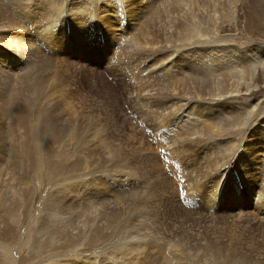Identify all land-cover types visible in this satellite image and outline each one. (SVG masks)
I'll use <instances>...</instances> for the list:
<instances>
[{"label":"rangeland","instance_id":"rangeland-1","mask_svg":"<svg viewBox=\"0 0 264 264\" xmlns=\"http://www.w3.org/2000/svg\"><path fill=\"white\" fill-rule=\"evenodd\" d=\"M32 1L26 0L17 4H21V7L26 4V9L35 14H32L29 19V16L19 13L24 20H28L27 25L24 23V28H28L27 33L25 32L22 38L34 45L36 50L31 59L23 63L24 68L21 66L15 69L12 63V68L15 70L13 76L11 75L12 91L22 88L26 83V79L23 80L20 75L24 70L28 73L33 70H41V72L44 70L43 73H38L42 75L41 77H46V84L39 86L43 90L40 96L42 103L40 112L44 113L46 108H50L47 112L51 111L52 116L54 114L58 116V121L54 119L55 121L49 123L48 132L41 130L51 137L55 133L50 131H55L57 128L60 131L65 125L70 124L69 128L74 129L76 133L70 137L65 136L66 133L70 134L69 130H65L62 135L63 140L59 142H65L62 150L54 149L52 146V151L45 153L46 161L41 169L37 166L29 170L27 166H24L22 168H26L22 172L12 170V165L18 164L19 157L17 152H12L11 148L7 147V144L12 142V135L5 132L6 135L0 137V196L12 199L22 196V199L25 195H29L25 186L15 183L4 184L5 173L9 172L12 178H18L21 175L23 181L26 180L27 175H32L34 185H37V180H42L40 188L37 187L39 190L36 191L35 198L38 197L37 203L41 202L43 207H39L38 204L29 209L27 226L21 230L20 247L19 240L13 242L16 245L9 244L12 247L10 248L12 249V263L58 264L60 261V264H67L63 262L67 259L69 264H86V260L82 258L84 253L96 255L99 252L98 248L102 252V249H107L102 248L103 246L112 243L119 244L128 239L131 243L144 242L141 249L150 257H143L142 260L145 263L139 261L137 264H264V213L256 210L253 205L254 201L248 197L249 183L246 184L247 177L251 179L252 175L264 172L263 155L259 153L261 166L258 164V166L248 168L250 170H247V175H245L246 169L240 165L242 164L240 161L247 159L246 156L250 153L244 146L251 131H247V128H233L231 134L225 132L222 135L206 137L202 143L189 139L182 148L174 143L178 147L174 158L169 154L170 142L167 138H164L163 142L164 139L157 132L159 128L157 122L162 119L160 124H165L163 125L164 134L167 136L168 130L172 129L171 131L178 135V126L174 125L172 116H167L168 109L165 106L171 104V100L174 99L172 97L174 81L176 83L174 70L182 67L176 65L178 68L174 66L173 70L166 73V67L162 66L173 56L174 60L180 61L185 50L179 46L176 47L174 43V36L177 37L176 31L173 32L174 36H170L165 31L169 27L167 26L169 25L168 12L170 13L168 0H158L156 3L147 0L148 10H145L141 16L140 25H134L135 30L133 31L125 30L123 25L125 21L122 19L124 17L129 20L131 17L119 10L122 6L117 5V0H92L94 2L59 0L61 5L58 7L41 5L38 0ZM176 1L174 0V7L179 1H181L179 5L184 4L185 0ZM1 3L0 1V5ZM134 3H137V0L128 2V9L139 10V6L133 5ZM209 3V0L202 2L205 5ZM237 4V19L229 21L231 18H227L228 21H225L219 29V33L221 32L219 35L224 41L212 45H234L243 48L259 46L263 47L264 53V0H239ZM85 6L92 7L96 11L87 17L89 13L82 11L86 8ZM42 7H45V11L39 13ZM79 7L82 8L81 12L75 11L80 10ZM48 8L58 12L51 14ZM6 11L8 15H11L10 11ZM14 12L12 9V18L18 21ZM76 12H79L77 16L74 15ZM175 12L174 14L177 15H174V22L179 23L178 21L183 18L181 14ZM133 13V17L138 16L136 11ZM156 14H160L161 17ZM158 19H162L161 22H158ZM57 27L61 29L60 32L57 31ZM54 30L60 35L48 37ZM133 35L147 48H133L131 41ZM160 35L162 36L159 37ZM169 42L173 44L171 48ZM191 44L193 42L189 40L183 42L186 47ZM202 44L210 46V44L199 43L190 47L195 48ZM173 52L174 55L171 56ZM13 53L12 50V56ZM244 65L245 63L242 66ZM0 70L7 69L0 68ZM182 70L188 69L183 68ZM256 78L258 87L250 94L246 92L244 84H241V79H230L227 82L243 90L236 95L237 100H234V103H250L257 98L260 99L261 106L255 114L256 117L252 119L254 126H258L264 119V70H259ZM143 90L145 93H141ZM147 92H151L153 96L157 95L155 99L158 100L157 103L160 102V108L152 107L151 109L145 104L134 103L133 99L136 94H147ZM26 94L27 97L31 96L29 92ZM47 95L48 98H46ZM185 97L188 96L185 95ZM49 98L53 105L49 106L47 102ZM166 118L168 119L163 120ZM76 120L79 124L72 128ZM32 125L31 129L36 133L37 125ZM98 126L106 136L107 142L111 144L115 142L113 146L118 154L113 157L114 159L108 156V152L100 149L98 142H94L97 140V135L90 134L94 129H99ZM7 127L6 129L0 128V130L4 132ZM43 136L45 137L44 133L30 134V138L37 141L38 145L43 142ZM231 138L236 142H233L232 148L226 143L228 144L226 149L225 141L232 140ZM85 140L91 141H87L91 145L85 144L87 143ZM12 150H14L13 147ZM86 159H88V165L85 164ZM72 162L77 164L74 169H70ZM226 165L227 170L230 169L228 175L224 176L222 172H224L223 168L227 167ZM51 166L59 167L56 169L57 172L69 178L53 177ZM125 170H129L130 173L126 174ZM76 175L79 177L75 180L83 183L78 186V190L72 188L76 194H73L71 188L61 189L63 183L68 186L75 181L71 180V182L70 177ZM120 176L125 177L119 178ZM8 181H13V179L9 176L6 182ZM14 182L18 183V179ZM93 182L101 183V186L105 183V190L97 186L98 192L96 193V189L92 186ZM39 196H41L40 199ZM52 196L63 201L59 204L64 207L62 211L66 212L62 219L56 216H61L59 212L50 214L46 210L47 203L45 202H48ZM104 197H107L106 201ZM69 204H71V210L70 207L69 210L66 209ZM7 215L6 210L0 209V228H5V223L7 225L11 223ZM96 232H102L104 235L94 240ZM63 237L70 239L65 240ZM34 239H38V242L33 247L31 242L35 241ZM100 239L103 240L99 241ZM5 244L8 242L6 241ZM3 245L0 243V247H4ZM108 252L110 249L101 253L98 259L99 262L101 260L100 264L111 262L117 264L115 259L114 261L108 259L111 256H102ZM172 254H174L173 260H171ZM177 257L181 261H178ZM21 259L25 262H21Z\"/></svg>","mask_w":264,"mask_h":264},{"label":"bare ground","instance_id":"bare-ground-1","mask_svg":"<svg viewBox=\"0 0 264 264\" xmlns=\"http://www.w3.org/2000/svg\"><path fill=\"white\" fill-rule=\"evenodd\" d=\"M0 1L2 2L0 5V68L1 69L2 68L7 69V70H0V128L6 129V127L8 126L7 130H5L4 132H2L0 130V137H4L6 135L5 132L12 135V142H11V144L8 143L7 147H8V149L11 148L12 152H17V154L19 155L18 162H17L18 164L12 165L13 171L18 170L19 172H22V170H24L26 168V167L22 168L24 166H27L29 170H31V168L37 167V166L41 169V166H43V164L46 161L45 160L46 159L45 153L52 151L51 150L52 146H54V149L55 148H59L61 150L63 149V145L65 144V142H63V143H59V142L63 138L62 135L65 132V130H67V131L69 130L68 132L70 134H67V133L64 134L65 136H69V137L72 134L76 133V131H74V129H70L69 128L70 124H69L68 126L65 125L64 128L60 129V131H58V128L55 131H53V130L50 131L51 133H55L54 135L50 134L51 137H49L46 134L48 132L47 129H49L48 128L49 123H52L55 120L58 121V118H57L58 116L56 117V116H54L55 115L54 114L53 115L54 117H53L51 115V111L47 112L48 109H50V108H46V110L44 109L45 110L44 113L40 112L42 110V103H41L40 96H42L43 90L41 88H39V86L44 84V83L46 84V77H41L42 75L38 74L41 72V70H33V71L29 72L31 75L28 73V71L24 70V72H22V74H20V75L22 76L23 80L26 79V83L22 86V88H18L16 91H12L11 75L15 71L12 68V63H13V66L15 69H18L21 66H22L21 68H24L25 65L23 63L26 60L31 59L32 55L34 54V50H36L34 48L35 47L34 45H32L31 43L29 44L28 40H26L25 38H22L23 35L25 34V32L27 33L28 28L27 27H26L27 29L24 28L25 27L24 23L28 22V20L27 21L24 20L23 17H21L19 15V13L29 16L30 17L29 19H31V16L33 13L31 12V10L26 9V6H27L26 4H24L22 7L20 6L21 4L20 5L17 4L18 2H20V3L25 2L26 0H0ZM38 1L41 2V5L47 4V5H52L54 7H58L59 5H61L59 0H57L55 2H54V0H38ZM87 1L89 2L92 0H87ZM132 1H134V0H117V5L119 4L120 7L122 6V8H120L119 10L122 12H126L125 15L131 17V18H129V20L127 18H124V17L122 19L123 21H125V23H123V25H124L126 31H133V30H135L134 25H137V24L140 25L139 20L141 19V16L144 14V11L148 10V7H149L147 0H137V3H134L133 5H138L139 10H130V9H128L129 5H127V3L132 2ZM157 1L158 0H151L152 3H156ZM183 1L184 0H182V2ZM185 1L187 3H185ZM185 1L183 2L184 4L179 5V2L181 3V1L178 2V0H177L176 2H178V3L175 4L176 7H174V0H168V4L170 5V9H172V10L169 9L170 13L168 12V17H167L168 21L166 19H164V21H167L169 24V25H167V26H169L168 29L166 28L167 30L165 29V31L168 32L170 34V36H174L173 32L176 31L177 37L174 36V43H175L176 47L179 46V47L183 48V50H185L184 54L182 56L183 58L182 57L180 58L181 63H180V61L173 59L174 58V56H173L174 52H173V53H171V56H173V57H171L172 59L167 61L162 66V67H164V66L166 67V69H167L166 73H169V71L173 70L174 66L175 67H177V66L182 67V68H179L178 70H174V76L176 78V83L174 81V89L171 87L174 90L173 94L171 93L172 97L174 99L171 100V104L165 106L168 109V111H166V112H168L167 116H169V117L172 116L174 118V125L178 126V135L174 134L171 131L172 129H169L168 135L166 136L164 134V131H163V128H165L163 125H165V124H163V125L160 124L162 119H160V121L157 120L158 121L157 123L159 124V128H158V131L157 130L156 131L158 133H160V135L163 139L167 138V140L170 142V144L168 146L169 147V154H170V156H172L174 158V153H176L178 151L177 148L178 147L179 148L184 147V144L186 142H188L189 139L197 140L200 143H202L203 139L206 137L210 138V137H213L214 135H222L225 132L227 134H231L232 133L231 130L233 128H235V129L236 128H241V129L247 128V131L248 130H249V132L251 131V134L249 135V139H248L247 143L245 144L244 148H247L250 153L248 152L249 156L248 155L246 156L247 159L240 161V163H242L240 165H242L243 168L246 169L245 175H247L246 174L247 170H250L248 168H253L255 166H258V164L260 165V161H259V158H261L260 154L263 155V158H264V119H263V121L262 120L260 121L258 126H254L255 124H253V120H252L254 116L256 117L255 114L259 110V106H261L260 105L261 103H260V99H258V98L255 101L250 102V103H242V104H238L236 102L234 103V100H237V98H235L236 95H239V93H241L243 90L238 86L234 87L231 84H227V82L230 79H232V80H235V79L240 80L241 79L240 80L241 84L242 85L244 84L246 92L249 94L252 93L254 91V89L258 87V85H256L257 72L259 70H264L263 47H259V46H256V47L250 46L249 48L245 47L246 49H248V51L246 52V49L241 47V46L212 45V44H215L216 42H223L224 41L223 37H221V35H219L221 33V32L219 33V29L225 23V21H228L227 18H231V20H229V21H233V20L237 19V14H238V7H237L238 4L237 3L239 2V0H209L210 3L208 5L202 4L203 0H185ZM92 2H94V1H92ZM256 4H258V3H256ZM124 5H126L127 7L125 8ZM29 7H31V6H29ZM29 7H27V8H29ZM33 7H35V6H33ZM152 7H154V5ZM79 8H80V10L76 9L75 11L81 12L82 8L81 7H79ZM164 8H166V7H164ZM12 9L15 11L14 14L17 16L18 21L16 19L12 18ZM48 9L51 12V14H53L54 12H58L57 10H53V9L51 10V8H48ZM90 9H92V10L90 11ZM95 9H96V7H95ZM3 10H5V11H3ZM6 10L10 11L11 15H8V12ZM44 11H45V7H42L39 9V13L44 12ZM82 11H86L87 13H89L88 15H86L87 17H89L96 10H94L92 7L87 6ZM133 11H136L137 15L139 17L138 16L133 17L134 16ZM162 11H163V9H162ZM175 11H177L179 14H181V16L183 18L180 21H178L179 23L174 22V15H177V14H174V13H176ZM35 13H36V10H35ZM78 14H79V12L74 13L75 16H77ZM33 15H35V14H33ZM156 15L161 17L160 14H156ZM178 17H180V16H178ZM155 18H158V17H155ZM161 20L158 19V22L159 21L161 22ZM176 21H177V19H176ZM181 21L184 23H182ZM32 22H34V21H32ZM35 22H36V20H35ZM180 23H182V26H180L181 25ZM27 24L28 23H26V25ZM162 25H164V24H162ZM150 26H152V25H150ZM30 27L33 28V26H30ZM195 28L197 30H194ZM36 30H34V31H36ZM55 30H54V32L50 33L48 35V37L59 36L60 34L57 33ZM60 30L61 29H58V27H57V31L60 32ZM142 32H145V31H142ZM61 34H62V32H61ZM64 34H66V33H64ZM149 34H151V32ZM152 36H154V35H152ZM161 36L162 35H160L159 37H161ZM142 37H143V35H142ZM131 38H132L131 41L133 44L132 43H130V44H132L133 48H140V47L141 48H143V47L147 48V46H143V44H141L139 39L135 38V35H133ZM168 40H169V36H168ZM186 40L193 42V44L188 45L189 47H186V45H183V42ZM148 42H150V41H148ZM161 42H164V41H161ZM194 43L195 44L206 43V44H210V46H206V45L202 44V45L197 46L195 48L190 47V46L195 45ZM169 44H171V43L169 42ZM152 45L154 46V44H152ZM172 46H173V44L170 45V48ZM12 50L14 52L13 56H12ZM201 50H203V51L201 52ZM150 51H152V50H150ZM135 52H136V50H135ZM244 63H245L244 66H247V68H244V66H242ZM183 68L188 69V70H182ZM238 68H241V69L238 70ZM227 69H229V70H227ZM19 71H22V70H19ZM43 72H44V70H43ZM43 72H41V73H43ZM30 76H31V78H30ZM37 77L39 79H37ZM39 82H40V84H39ZM3 83L5 84L4 86L2 85ZM148 91H150V90H148ZM26 92H29L31 94V96L27 97ZM143 92H144V90L141 93H143ZM151 92L150 93L147 92V94H136L135 95L136 97L133 99L135 101L134 103L138 104V102H139V103L145 104L148 108H151V109H152V107H159L160 108V105H159L160 102L157 103L156 101H158V100L155 99V98H157V95L153 96V94H151ZM36 94H37V96H36ZM157 94H158V92H157ZM168 94H170V92H168ZM185 95L188 97L184 98ZM38 96H39V98H38ZM46 98H48V95ZM64 98H65V96H64ZM52 101H53V99H52ZM47 102L49 103V106L53 105V104H51V98H49L47 100ZM246 102H249V101H246ZM157 111H158V109H157ZM152 115H153V113H152ZM167 119L168 118L163 119V120H167ZM59 120H61V118ZM32 124L37 125V128H35V130L37 131L36 133H35V131H33V129H31V127L33 126ZM78 124H79V122L77 123V120H76L75 124L72 125V128L74 125L77 126ZM54 125H55V123H54ZM56 125H57V123H56ZM41 129H44L47 132H43ZM94 131L90 133L91 135H94V136L97 135L96 136L97 140H95L94 142H96V143L98 142L97 145L100 147V149L106 153L108 152V156L110 158L114 159L113 157L117 156L116 154H118L117 150L113 146V144H115V142L113 144H111L110 142H107L108 140L106 141V136L103 135V131L100 129V127H99V129L98 128L94 129ZM40 133H44L45 137H47V138L45 139V137L43 136L45 141L43 140V142L39 143V145H38L37 141L30 138V134L35 135V134H40ZM104 134H105V131H104ZM104 137H105V139H104ZM225 137L227 138V136H225ZM226 138H224V139H226ZM246 138H247V136H246ZM165 139L163 140V142L165 141ZM92 140H93V138H92ZM238 140H240V139H238ZM33 141H34V143H33ZM85 141L87 142L89 140H85ZM234 141L236 142L235 139L226 140L225 144H224L225 148L228 147V144H230L231 148H232ZM89 142H91V141H89ZM89 142H87L85 144L91 145ZM226 143H228V144H226ZM230 145H229V147H230ZM12 147L14 148V150H12ZM231 148H229V149H231ZM241 149H242V147H241ZM207 150H210V149H207ZM218 151H219V149H218ZM245 151H247V150H245ZM86 152H84V153H86ZM238 153H240V152H238ZM257 153L258 154L260 153V154L258 155ZM211 154H212V152H211ZM91 155H93V154H91ZM92 159H94L93 156H92ZM0 163H1V160H0ZM86 163H87V165L89 164L88 159H86L85 164ZM100 164H101V162H100ZM70 167H71L70 169H74L77 167V164L75 162H72ZM58 168L59 167H57V166L56 167L51 166L50 169H52L51 173L53 174V177H55V176L57 178L61 177L62 179H63V177H64V179L69 178L67 176L65 177L63 174H62L63 176H61L59 174V172H57V170H56ZM90 168H91V166H90ZM227 168H228V166L226 168H223L224 172H222V174L224 176L228 175L230 168L228 170H227ZM262 168H264V167H262ZM128 171L129 170H125L124 172L126 174L127 173L129 174L130 172H128ZM66 173H69V172H66ZM5 174H6V177L4 178V180L7 181V179L10 176V178L13 179V181L6 182V181L2 180L4 182V184L5 183L6 184H12V183L19 184V185L25 186V189H28V191H29V193H27L29 195H25V197H23L22 199H21L22 196L18 199H16V198L15 199L3 198L0 196V209L6 210L8 213V215H7L8 218L11 219V223H9V225H7L5 223L4 224L5 228H3V227L0 228V243L4 244L3 245L4 247L1 246L2 249L0 251V264H13L12 263V254H11L12 249H10L12 247H10V245L13 242L19 240L20 242L18 241V244L20 247V245L22 243L20 240L21 230L27 226L26 222H27V218H28L27 216H28L29 209H31L32 206H35V205L38 206V204H39V207H41V206L43 207V204H41V202L37 203L38 197L35 198V195H37L36 191L39 190L37 187L40 188L39 185H40L42 180L41 181L37 180L36 181L37 185L35 184L36 185L35 186L33 184L32 178H31L32 175H30V176L27 175L26 180L23 181L21 178V175L18 178H12V175L9 174V172L5 173ZM20 174H22V173H20ZM222 174H221V176H222ZM45 175H46V173H45ZM89 175H88V177L91 176V175L90 176ZM22 176H24V175H22ZM2 177H4V175ZM42 177H43V182H45L44 176H42ZM78 177L79 176H77V175L72 176V177H70V178H72V179H70V181L75 180ZM122 177H125V176H120L119 178H122ZM16 179H18V183L14 182V180H16ZM37 179H38V176H37ZM224 179H226V178H224ZM86 180L87 179H85V181ZM64 181L66 182V180H64ZM93 183H92V186L94 187V189H96V193L98 192L97 189L99 187L101 190H105L104 189V186L106 187L105 183L102 186L100 185L101 183H98V182L97 183L95 182L94 184ZM248 183H249L248 197L252 201H254L253 205L255 206L256 210L264 213V172H262V174L259 172V174L256 173V174L252 175L251 179L249 177H247V183L246 184H248ZM81 184H83L82 181H76L75 180L68 186L66 183H63V186H61V189H67L68 190L71 188V191L73 192V194H76L74 192V190H72V188H76L78 190V186ZM97 186H98V188H97ZM101 190H100V192H101ZM62 193L64 194V192H62ZM77 195L79 196V194H77ZM40 198H41V196H39V199ZM104 198L106 201L107 197H104ZM212 199H214V198H212ZM209 201H211V200H209ZM45 203H47V208L46 207L45 208L48 211V213L52 214L55 212H59L61 216H59V215H56V216L59 219L64 218V213H66V212L62 211L64 207L59 205L60 203H63V201L61 202L60 198H58L56 196H52L51 198L48 199V202H45ZM121 204H123V203L121 202ZM70 205L71 204H69V206L66 208L67 210H69V207L71 210ZM65 207H66V205H65ZM72 209H74V208L72 207ZM242 209H240V210H242ZM42 212H43V210H42ZM244 215H243V217H244ZM43 219H44V217H43ZM29 221H30V218H29ZM60 221H63V220H60ZM6 222H9V221H6ZM60 223H62V222H60ZM57 229H59V228H57ZM40 230H42V228H40ZM101 235H104V234L102 232H99V233L96 232L94 240L97 239ZM64 239L69 240L70 238H64ZM102 240L103 239H100L99 241H102ZM6 241L8 242V244H5ZM37 242H38V239L31 242V245L34 247V245L36 246ZM14 245H16V244H14ZM143 245H144V242H142V241H137V242L131 243L127 239V241H124V242L119 243V244H113L112 243L110 245L103 246L102 248H107V249H104V250L102 249V252H100L101 250H99L100 248H98V246H97L96 248H98V251H99L98 254L95 255V254H85L84 253L82 258L86 260L85 261L86 264H91L92 262L94 264H100L101 260L99 262L98 259H100L101 253L103 254V252H106L108 249H110V252L105 253L102 256H105V255H106L105 257L111 256V257H108V259H110V260L115 259L117 261V264H137L139 261H141V262L143 261L142 260L143 257L150 258L148 255L144 254V252H143L144 250L142 251L141 246H143ZM93 252H97V251L93 250ZM171 256H172L171 260H173L174 254H172ZM157 257L158 256L155 255V258H157ZM193 257H195V255ZM178 258L179 257H177V259ZM179 260L180 259H178V261ZM20 261L25 262L24 259H21ZM104 261H105V258H104ZM198 261H199V259H198ZM53 262H55V261H53ZM63 262L69 264V262H67V259H65ZM60 263L61 262L58 261V264H60ZM109 264H116V263L111 262Z\"/></svg>","mask_w":264,"mask_h":264}]
</instances>
